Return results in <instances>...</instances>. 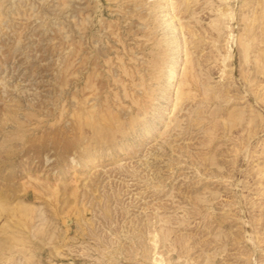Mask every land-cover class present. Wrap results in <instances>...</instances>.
I'll return each mask as SVG.
<instances>
[{"label": "rangeland", "instance_id": "rangeland-1", "mask_svg": "<svg viewBox=\"0 0 264 264\" xmlns=\"http://www.w3.org/2000/svg\"><path fill=\"white\" fill-rule=\"evenodd\" d=\"M0 264H264V0H0Z\"/></svg>", "mask_w": 264, "mask_h": 264}, {"label": "bare ground", "instance_id": "bare-ground-1", "mask_svg": "<svg viewBox=\"0 0 264 264\" xmlns=\"http://www.w3.org/2000/svg\"><path fill=\"white\" fill-rule=\"evenodd\" d=\"M178 9V8H177ZM218 9V8H217ZM217 11H219V10H217ZM188 31V30H187ZM190 33V32H189ZM192 34V33H191ZM233 34V33H232ZM191 36V35H190ZM233 35H231V37H232ZM202 43V42H201ZM243 47V46H242ZM223 48V47H222ZM246 49V48H245ZM221 55V54H220ZM224 55V54H223ZM121 59V58H120ZM188 63V62H187ZM189 63H190V60H189ZM126 66V65H125ZM122 67V66H121ZM127 68V67H126ZM193 68H194V66H193ZM187 69H188V67H187ZM128 71H130V70H128ZM185 72V71H184ZM190 72V71H189ZM129 73H131V72H129ZM195 73V72H194ZM132 74V73H131ZM133 75V74H132ZM125 76V75H124ZM128 76V75H127ZM176 76V74H175V70L174 71H172V73H171V77H170V79H169V81L171 82L172 80H173V78ZM178 76V75H177ZM183 76V75H182ZM195 76V75H194ZM183 78H185V76L183 77ZM183 81V80H182ZM185 82V81H184ZM187 83V82H186ZM186 85H188V84H186ZM193 85H194V83H193ZM181 86V85H180ZM183 86V85H182ZM185 86V85H184ZM188 87V86H187ZM187 87H185V88H187ZM194 88V87H193ZM179 90V89H178ZM193 90V89H192ZM94 91V90H93ZM125 91V90H124ZM186 92H188V91H186ZM185 92V93H186ZM191 92V91H190ZM133 94V93H132ZM136 94V93H135ZM134 94V95H135ZM181 94V93H180ZM184 94V93H183ZM211 94V93H210ZM137 95V94H136ZM142 95V94H141ZM145 95V94H144ZM178 96V95H177ZM207 96V95H206ZM129 97V96H128ZM141 97V96H140ZM144 97V96H143ZM194 97V96H193ZM136 99V98H135ZM141 100V99H140ZM177 100H178V98H177ZM135 101V103H136V100H134ZM177 104V103H176ZM102 106V105H101ZM113 106V105H112ZM207 106V105H206ZM115 107V106H114ZM78 109V108H77ZM112 110V109H111ZM118 111V110H117ZM111 113H112V111H111ZM202 113V112H201ZM106 115V114H105ZM227 115V114H226ZM235 117V116H234ZM233 118V117H232ZM237 119V118H236ZM74 120V119H73ZM252 121V120H251ZM228 122V121H227ZM230 122V121H229ZM238 122V121H237ZM252 124V123H251ZM223 125V124H222ZM228 126V125H227ZM252 127V126H251ZM209 128V127H208ZM228 129V128H227ZM84 130V129H83ZM84 133V132H83ZM252 134V133H251ZM56 136H57V134H56ZM51 140V139H50ZM237 148V147H236ZM239 148V147H238ZM237 148V150H239ZM246 148V147H245ZM255 160V159H254ZM72 161V160H71ZM41 172V171H40ZM46 173V172H45ZM44 173V174H45ZM56 175V174H55ZM44 179V178H43ZM45 187V186H44ZM41 188V187H40ZM40 190H42V189H40ZM168 219V218H167ZM181 222H183V221H181ZM163 227V226H162ZM167 229V228H166ZM170 229V228H169ZM168 229V230H169ZM172 229V228H171ZM153 234V233H152ZM167 234V233H166ZM164 235V234H163ZM166 236H168V235H166ZM171 240V239H170ZM174 240V239H173ZM176 240V239H175ZM188 240V239H187ZM166 241V240H165ZM168 241H169V239H168ZM167 241V242H168ZM187 242V241H186ZM176 245V244H175ZM153 249V248H152ZM152 249H151V251H152ZM173 250H174V248H173ZM167 252H169V251H167ZM181 252H182V250H181ZM6 255V254H5ZM10 256V255H9Z\"/></svg>", "mask_w": 264, "mask_h": 264}]
</instances>
